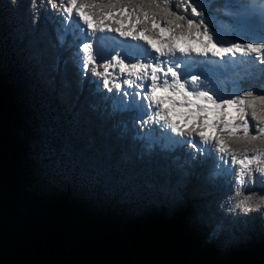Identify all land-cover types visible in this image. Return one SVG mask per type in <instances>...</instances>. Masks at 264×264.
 Masks as SVG:
<instances>
[{"label": "trees", "instance_id": "obj_1", "mask_svg": "<svg viewBox=\"0 0 264 264\" xmlns=\"http://www.w3.org/2000/svg\"><path fill=\"white\" fill-rule=\"evenodd\" d=\"M190 2L0 0V264H264V169L239 187L212 154L151 147L62 36L70 9L101 28L157 40L158 24L193 40L209 29ZM124 14L133 26L111 21ZM239 85L250 130L217 139L264 161V72Z\"/></svg>", "mask_w": 264, "mask_h": 264}, {"label": "rangeland", "instance_id": "obj_2", "mask_svg": "<svg viewBox=\"0 0 264 264\" xmlns=\"http://www.w3.org/2000/svg\"><path fill=\"white\" fill-rule=\"evenodd\" d=\"M214 1L223 2L220 10L212 8ZM246 1L191 0L209 29L193 40L158 24L157 40L143 31L133 34L131 28L130 33L110 24L101 28L102 21L97 23L70 9L64 16L62 36L77 40L78 64L84 75L92 65L101 70L103 81L97 84L105 99L111 100L113 110L134 112L130 118L135 119L141 139L165 150L187 146L196 155L212 154L217 163L216 175L230 176L238 169L237 182L242 187L249 172L260 174L264 169L262 156L232 155L218 141L217 134L250 130L249 123L240 119L239 83L244 76L264 72V24H258L251 12L250 16ZM111 21L123 28L134 25L125 14ZM176 52L186 62L175 59ZM194 57L203 60L196 67L202 68L200 72L196 68L185 70ZM210 58L217 63L207 64ZM169 61L176 62L170 74L172 81L160 77L161 63ZM205 68L216 76L203 72ZM154 102L157 108L152 110ZM192 126L194 131L203 132L193 136Z\"/></svg>", "mask_w": 264, "mask_h": 264}, {"label": "bare ground", "instance_id": "obj_3", "mask_svg": "<svg viewBox=\"0 0 264 264\" xmlns=\"http://www.w3.org/2000/svg\"><path fill=\"white\" fill-rule=\"evenodd\" d=\"M252 3H254V5L252 4ZM245 6L247 7L246 9H247V11H248V13L250 14V16H252L251 15V13L254 15V20L258 23V24H260V25H263L264 24V18L263 17H261V15H260V12H264V1H261V0H247L246 2H245ZM251 12V13H250ZM174 57H175V59H177V60H181L182 62L184 61V62H186L185 61V58H183L178 52H176L175 54H174ZM188 58V57H187ZM171 59V58H170ZM192 60H191V62H190V65L188 66V67H186L185 68V70L187 71V70H189V69H191V68H196L197 67V65L199 64V63H202L203 62V60H201V58H191ZM176 60V61H177ZM232 61V60H231ZM170 63V61L167 63V65ZM215 63H217V61H216V59H214V58H210V60L209 61H207V64H209V65H211V64H215ZM184 66H185V63H184ZM177 68V67H176ZM202 69V68H201ZM200 68H196V70L198 71V72H200L199 70H201ZM176 70V69H175ZM185 71V72H186ZM203 72H205L206 74H209L210 72H211V69L210 68H205L204 70H202ZM175 72V71H174ZM184 72V78L186 77V79L184 80V81H187V75H186V73ZM214 72V71H213ZM237 72H239V71H236L235 72V74L237 73ZM225 73V72H224ZM211 74V73H210ZM212 76H216V74H215V72L213 73V74H211ZM161 77L162 78H164V80L165 79H169L170 81H172L171 80V76H170V74H166V75H161ZM218 77V76H217ZM229 78V77H228ZM152 80V79H151ZM155 81H157V80H155ZM178 82V81H177ZM167 85V84H166ZM132 101V100H131Z\"/></svg>", "mask_w": 264, "mask_h": 264}]
</instances>
